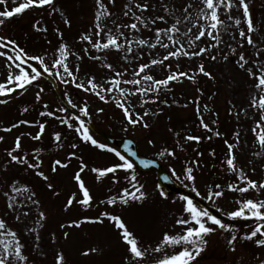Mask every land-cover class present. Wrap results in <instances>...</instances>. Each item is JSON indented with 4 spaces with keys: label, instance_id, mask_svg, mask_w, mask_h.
<instances>
[{
    "label": "snow or ice",
    "instance_id": "1",
    "mask_svg": "<svg viewBox=\"0 0 264 264\" xmlns=\"http://www.w3.org/2000/svg\"><path fill=\"white\" fill-rule=\"evenodd\" d=\"M14 7L9 8L8 0H0V5H3V10H0V28L6 26L7 22L13 17L19 16L24 12L32 9H41L52 16L58 14L63 24L71 28L72 19L65 13L63 8L57 6V0H12ZM96 11L92 28L88 31L81 33L79 41L86 43L87 46L83 47L80 51L70 48L67 43L61 42L55 49L52 59L49 61L48 53H36L26 50L20 43L7 35L0 34V58L5 61V67L8 69V75L3 83H0V97H9L17 90L27 91L30 86L38 89L35 93L37 102L42 100V94L45 92V87L40 83L45 76L58 81L60 84L74 86L76 89L93 95L104 104L114 103L115 106L122 110L126 125L132 128L138 125L147 129L150 124L147 122L149 115H158L157 112H151L145 109L142 113L136 110V104L132 102L131 97L139 96L138 104L144 108L148 104H156L158 101L165 106H170L167 99L160 100L162 89L172 91L170 85L173 82L181 81L182 78L190 80L193 84L196 83L197 74H202L209 79H214L211 72L207 71L203 63H199L197 70L191 74L187 71H180L179 63L176 64V70L169 60H177L186 57L189 60L194 57H202L206 53H211L209 59L212 61L222 58L224 61H229V54L218 51L212 53V49H219L222 43V34L230 32L233 27L239 28L242 23L241 18L233 17L231 11L233 8H242L243 22L246 24V30L240 28L238 47H243V41L246 40L247 44L255 49L254 55L256 60L252 61L249 66V59L245 54L239 53L236 63L238 67L245 71L250 78L255 79L256 83L254 88L256 93L251 98L250 107L256 109L259 113V120L255 122L252 128L253 134L257 138L258 145L261 152L255 155H264V48H261L252 38V33L256 31L254 19L249 9V4L246 0H201L202 7L196 13L195 18L191 15L190 9L193 7L191 3H186V6L181 10L175 6L169 7L167 4L163 5L166 15L147 16L146 12L149 11V3L147 0L140 2V0H128L124 5V17H130L131 23H117L113 20L112 23L116 26V31L113 32L112 28L105 22L108 18L114 16L108 5L103 0H95ZM109 3L115 4V0H109ZM221 8L227 14V23L221 19ZM138 10V14L137 11ZM155 11V9H152ZM179 12V15L177 13ZM172 19V23L166 28H153L158 21H163L166 24L168 19ZM43 17L33 24V29L37 32H47L48 28L42 23ZM183 27V31L181 30ZM196 28V32H193ZM121 29H128L135 33H142L144 30L153 31L154 40L145 39L142 36L130 38ZM56 34L63 41L64 33L60 28L55 29ZM202 38H207L214 43L208 46L201 47L200 42ZM235 39V37H233ZM50 43V42H49ZM133 45H136L135 54ZM160 47L168 50L165 55L160 58H152L149 62L141 63L133 68L131 76L133 78H126L129 74L128 69L124 68L117 70L111 62H107V53L115 51L123 53L121 59L126 63L142 59L144 52L143 48L149 51ZM196 50L189 51L190 48ZM231 54H236V48L228 45ZM171 49V50H169ZM104 53V55H93L92 52ZM81 52L83 55H81ZM75 56L77 61H82L86 56L89 60L100 61L101 66L108 70L112 75L106 78L103 82L97 80L95 75H89L85 79L79 78L81 72L80 64L71 65L70 57ZM131 58V60H130ZM161 66L168 70V74L164 78H156L151 74V69L154 66ZM247 66V67H246ZM128 85L130 87H124ZM197 91L203 95L201 89ZM64 96L67 98L68 105L73 109H78V114L61 116L58 113H67L68 109L64 106H58L54 110L50 108L48 103L43 104L45 111L40 112L41 117H49L59 121L61 125H65L67 129L74 131L79 138V141L85 144L112 153L117 157L119 163L112 164L104 168L92 167L91 171L96 174L97 182H101L105 177L112 175V182L118 184L120 182L118 173L124 172V179L128 182V186L120 190L118 195H109L105 199H97L91 192L90 188L86 186L85 180L82 178V173L87 168V164L83 161L82 157H78L76 149L78 143H71L69 147L73 150L67 153L66 160L59 158L51 162V173L57 174L60 169H68L72 159L79 158V170L74 173L71 179L76 183L78 192H72L66 199L63 211L68 212L76 206H79L84 211H87L96 204L107 205L115 209L117 205L128 207L132 203L143 204L148 199L145 185L142 184L137 176V164L135 158L138 156L137 150L134 149V141L128 140L123 144V151L118 147L110 146L107 143L99 142L90 130L91 115L87 100L82 102V106H78L71 99V96L65 92ZM7 99H0V104H7ZM196 113L199 117L200 125L209 133L215 136H221L219 131L214 130L205 123L199 100L195 101ZM187 107V105H185ZM208 106L204 105L206 111ZM104 108L97 109L98 113H103ZM162 111V109H161ZM23 112L27 113L28 108H24ZM245 115L247 112L245 111ZM85 118H88L87 120ZM213 123H216L213 121ZM21 125H28L30 127L38 126L39 131L33 136L31 133L28 135L33 140H40L46 130V122H32L28 120H19L12 123L10 126L0 129L4 132H12L13 129ZM124 131H128L125 127ZM171 131V129H170ZM177 137L180 133H175ZM235 143H230L224 140L227 147L226 159L223 163L226 165L227 170L231 173L237 174L238 183L228 184L227 191L245 194L249 191H255L258 196L256 198H241L236 200V207L231 211H225L217 206V211L223 213L231 220L243 219L252 220L254 225L252 230L246 234L243 239L252 241L254 240L258 247L264 246V199L259 198V194H264V181H257L251 179L243 168L237 167V156L235 154L236 147L240 143V133L236 134ZM22 136L18 135L15 138L14 146L6 150L7 165H19L25 171L31 170L36 177L46 182V187L53 191L55 195H59L55 185L52 182V177L44 170H42L43 160L40 156L41 149H36L32 157L29 153L24 152L22 146ZM4 137L0 136V142L4 141ZM185 141H195L199 143L202 139L196 135H186L183 137ZM207 139H212L208 136ZM54 141L58 147H64L61 132L54 133ZM179 143V141H177ZM149 145L154 146V141L149 139ZM183 146L181 145V148ZM159 157H175V151L164 149L158 153ZM200 156L203 153H199ZM211 155L215 156L213 151ZM154 161L148 159L139 160V164L144 168L150 167ZM7 165L3 171H7ZM192 166H185L182 173L178 174L175 168L171 169L172 175L177 181L185 187H191V191L196 196L201 197L202 200H207L212 204H216L221 198H224L226 193L224 187L220 183H215L214 188L209 187L202 195L197 187L198 177L195 174L196 168L199 167V161H191ZM254 171V169H253ZM187 182V183H186ZM243 185V186H241ZM4 189L0 192L5 198V212L13 215L15 221L24 223V218H28L35 206L36 214L34 224L29 226L25 224L28 234L35 233V246L39 249V241L41 239L39 230L46 226L48 219L47 211L42 207L41 200L37 196V192L29 187L27 183L20 184L18 178H13L4 185ZM20 193H27L24 201H19L17 195ZM159 196L167 199L165 191L160 190ZM180 199L184 201V206L181 213V218H178L176 225L182 226V234H175L165 232L162 239L157 243H146L134 230L130 229L129 224L122 218L121 214L115 211L104 210L96 216H83L71 220L67 223H61V229L80 228L84 224H104L105 220L110 222L116 230L118 236L124 245V255L122 264H193L197 257L205 250L210 235L216 233L218 230L231 231V226L224 223L220 216L213 214L209 211L208 207H202L194 199L187 195L181 196ZM23 229H13L7 222V217L0 214V264H29L30 257L26 254L27 244L24 242ZM70 232L63 231V239L69 238ZM238 237L231 235L228 240L229 245H234ZM52 241H56L55 232L52 233ZM169 249H172L169 252ZM233 250H235L233 248ZM101 249L99 247H92L82 252V255L88 256L92 253H98ZM55 264H68L63 251L57 252L55 257ZM264 264V260L260 262Z\"/></svg>",
    "mask_w": 264,
    "mask_h": 264
},
{
    "label": "rangeland",
    "instance_id": "2",
    "mask_svg": "<svg viewBox=\"0 0 264 264\" xmlns=\"http://www.w3.org/2000/svg\"><path fill=\"white\" fill-rule=\"evenodd\" d=\"M18 2H22V0H18ZM103 2L114 13V16L105 21L112 28L113 32L116 31V26L112 23L113 20H116L117 23L132 22L130 17L123 16V12L125 11L124 5L128 3V0H115V4L109 3V0H103ZM140 2H144V0H140ZM147 2L150 6L149 11L145 13L147 16L166 15L163 7L165 4L169 7L175 6L182 10L186 6V3H191L193 7L190 9V12L193 18H195L199 8L202 7L201 0H147ZM246 2L249 4L256 28V31L251 34L252 38L259 47L264 48V0H246ZM7 6L11 8L15 5L12 3V0H8ZM3 7V5H0V10H3ZM73 7L76 8L77 5L74 3ZM78 8L82 9V18H76L73 14L63 9L72 19V25L75 24L73 28L74 30L77 29L78 36L77 42L69 39L64 43H67L71 49L76 51H80L83 47L87 46L86 43L79 41V36L81 33L92 28L96 11L95 0H80ZM152 9H155V11ZM134 11H137L138 14V10L134 9ZM242 12V8L232 9L231 15L241 18L242 23L239 28L234 26L230 32L223 33L220 48L212 49V53L222 50L223 53L229 54V61L226 62L222 58L212 61L208 58L211 53H206L202 57H194L191 60L182 57L179 61L175 59L166 61V63L172 64L173 70H176V64L179 63V70L187 71L190 74L197 70L199 63H203L206 70L211 72L214 79L197 74L195 84L184 78L181 81L173 82L170 85L172 91L162 89L160 97L161 101L167 99L170 106H165L158 101L156 104H148L144 108H141L138 104L139 96L130 98L136 104L137 111L142 113L145 109H148L151 112L159 113L158 115H149L146 118L150 124V127L147 129L139 125L135 128L127 126L122 110L117 108L114 103L104 104L97 97L76 89L72 85L65 87V85L55 81L62 94L64 95L67 92L71 96L72 101L78 106H82V102L87 100L91 123L100 131L110 133L111 129H115L116 132L113 133L115 137L127 136L133 139L139 148L138 151L151 158L159 157L158 153L164 149L175 151L176 156L174 158L168 156L159 157L164 161L171 176H173L171 173L172 168H175L177 173L180 174L185 166H192L191 161H199V167L195 171L198 177L196 182L198 189L203 195L209 187L214 188L215 183H220L224 187L225 197L217 201L216 204L207 203L216 210L217 206H219L225 211L233 210L236 207L237 199L256 198L258 194L255 191H249L245 194L227 191L228 184L238 183V181L237 174L229 172L223 163L226 159L224 140L235 143V134L237 132L240 133V143L235 149L237 167L243 168L251 179L264 181V155H255V153L261 152V149L256 136L252 132L255 122L259 120V113L256 109L250 107L252 95L257 94L254 88L256 81L250 78L245 71L241 70L236 63L238 54L243 53L249 59V66H253L255 70V66L252 65V61L256 60V56L254 55L255 49L248 45L246 40L243 41V47H238V42H240L239 30L240 28L246 30ZM220 13L221 19L227 23H231V21L227 20V14L223 8H221ZM177 15H179V12ZM41 17H43L42 23L46 27L51 23L47 19H55L56 24L51 27L52 30L64 25L62 18L58 14L49 16L41 9H32L13 17L7 22L5 27L0 28V34L16 39L25 47L27 45L32 47L30 40H28L31 36L35 34L36 36H45L47 34V32H37L33 29V24L37 20H40ZM171 23V18L168 19L167 24L163 21H158L153 28H166ZM121 30L126 35H129L130 38L142 36L145 39L154 40L153 31L144 30L142 33H135L128 29ZM181 30H184L183 27ZM193 32H196V28H193ZM36 43L38 46L35 47L33 52L42 53L46 51L50 61L55 49L61 42L48 46L49 49L40 47L39 40ZM211 43H214V41L202 38L200 46L205 47ZM228 45L236 48V54H231ZM133 48V54H135L136 45H133ZM188 50L192 51L196 49L193 47ZM141 51L144 52L142 59L131 61V63H126L121 59L123 56L122 52L109 51L107 53V62H111L117 70L127 68L129 74L126 78L131 79L133 78L131 76L133 68L141 63L149 62L152 58L162 57L168 50L157 47L151 51L147 48H143ZM92 54L104 55V53H96L95 51ZM81 55H83L82 52ZM69 62L71 65L80 64L81 72L78 75L82 80L89 75H95L98 81L103 82L112 75V73H109L107 69L101 66L100 61L89 60L86 56L82 61H77L75 56H72ZM151 74L156 78H164L168 74V70L157 65L151 69ZM7 75L8 69L5 67V61L3 58H0V83L6 80ZM40 83L42 84V82ZM123 86L130 87L128 85ZM44 87L45 92L42 94L40 102H37L35 99V93L38 89L34 86H30L27 91L13 93L9 97H0V99L8 100L7 104H0V129L25 119L32 122H46L47 125L45 133L38 141L31 139L28 135L31 133L34 136L39 131L38 126L21 125L13 129L12 132L0 131V136L5 138L3 142H0V192L5 190L4 185L10 180L18 178L20 184L27 183L29 187H32L37 192L42 207L46 209L48 215L46 226L39 230L41 239L39 241L40 247L37 249L34 243L35 233L28 234L25 228V224L29 226L34 224L35 206H32V214L28 218H24V223H20L15 221L13 215L5 212V198L0 195V214L7 217V222L13 229L24 230L22 234L24 242L27 244L26 254L30 257L29 264H55V257L59 251H63L68 264H122L124 245L118 236V230L109 224L107 220L102 225L84 224L80 228H60L61 223H67L83 216H96L104 210L115 211L121 214L122 218L129 224L130 229L134 230L149 244L154 245L160 241L165 232L182 234V226L176 225L175 221L181 218L184 201L175 197H168L167 199L160 197L159 191L153 182L154 179L148 175L138 176L139 181L145 185L146 192L148 193V199L143 204L132 203L128 207L117 205L115 209H112L107 205L97 203L96 206L87 211L82 210L79 206L70 209L68 212L63 211L66 199L72 192H77L79 196L78 187L71 177L79 170L80 159H72L68 169H60L57 174L51 173V162L57 158L66 160L67 153L73 150L70 147H62L57 150L56 146H51L50 144L54 143V133L59 132L57 129L54 130L58 124H53L52 127L51 121L47 119L49 117H41L40 112L45 111L42 107L44 103L50 105V102H53L54 109L58 105L51 89L45 84ZM197 88L202 90L203 95L197 91ZM197 99L199 100L205 123H208L214 130L219 131L221 136L217 137L213 133L207 132L200 125L199 117L196 113L195 101ZM205 104L208 106L206 111L204 110ZM24 108H28L27 113L23 112ZM50 108L53 109L51 106ZM99 108H104L105 111L98 113L97 109ZM245 111L247 115H245ZM60 114L67 116V113H58V115ZM188 120L191 122L189 123ZM213 121L216 123H213ZM125 127H128V131H124ZM175 133H180V136L177 137ZM21 134H23V148L27 143H30L33 145V148L35 147V150L41 149L42 170L52 177V182L56 190L59 191V195H55L53 191H50L46 187V182L36 177L31 170L25 171L21 166L15 164L7 165L6 150L14 146L16 136ZM186 135H196L202 137V139L199 143L185 141L183 137ZM208 136H212V139H207ZM149 139L154 141V146L148 144ZM100 142L102 143V141ZM75 143L79 144L78 149L75 150L78 157H82L83 161L87 164V168L81 174L86 182V186L90 188L97 201L106 198L107 195L104 194L107 192L109 194L111 190L110 176L105 177L98 183L96 174L91 171V168L111 166L112 164L119 163L118 160L114 158L115 156L113 157L112 153L100 149H98V151H101L99 153L93 150L88 152V144L86 145L79 140ZM201 144L203 145L200 147ZM181 145L183 146L182 148ZM213 151L215 152V156L211 155ZM201 152L206 156V159L203 161L201 157L197 156ZM6 165L8 170L3 171ZM124 176L125 173L119 178L121 182H124ZM186 188L191 190L190 186ZM27 195V193H20L17 195V199L24 201ZM259 198L264 199V194H259ZM63 231L70 232L67 240L63 239ZM53 232L56 234L55 242L52 241ZM229 232L218 230L207 237L208 244L205 250L197 257V260L193 264H260L264 260V246L258 247L254 240H246L245 243L236 241L234 245H229L227 241ZM92 247H99L101 251L88 256L82 255L83 251ZM171 251L172 249H169V252Z\"/></svg>",
    "mask_w": 264,
    "mask_h": 264
},
{
    "label": "water",
    "instance_id": "3",
    "mask_svg": "<svg viewBox=\"0 0 264 264\" xmlns=\"http://www.w3.org/2000/svg\"><path fill=\"white\" fill-rule=\"evenodd\" d=\"M70 111L73 112V109L69 108ZM91 130L95 133V129L93 127H91ZM96 134L100 135L101 137H103L107 142H109L110 144L118 147L121 151H123V144L126 143L128 141V139H121V140H113L107 137L102 136L101 134H99L98 132H96ZM134 149H136L135 144L133 145ZM144 159V158H140L139 156H137V158H135V162L137 164V168L141 171V172H145V171H153L156 174V182L159 188H161L163 191L166 192V194L168 193H174L177 195H187L190 198L194 199L198 204H200V206L202 207H207L205 206L203 203H201L193 194L184 191L183 189L179 188L178 186H176L168 177V175L165 173V171H163V169L161 168L160 164L158 161H154V163L152 165H150V167L148 168H144L142 165L139 164V160ZM153 161V160H152ZM209 208V207H208ZM209 211H211L213 214L218 215L221 217V219L224 221V223H228V224H232V225H248V224H254V221H233V220H228L227 218L225 219V217L221 216L219 213H217L215 210L209 208Z\"/></svg>",
    "mask_w": 264,
    "mask_h": 264
},
{
    "label": "trees",
    "instance_id": "4",
    "mask_svg": "<svg viewBox=\"0 0 264 264\" xmlns=\"http://www.w3.org/2000/svg\"><path fill=\"white\" fill-rule=\"evenodd\" d=\"M74 3L77 5L76 8H74ZM57 5H60L63 9L67 10L70 14H73L74 17H80L81 16V13H82V9H79V5H80V0H58L57 1ZM53 23L51 22L49 25H52ZM64 33V36H65V39H69L70 37L72 36H75L77 33H74V28L71 27V28H67L66 30L64 29V27H60ZM53 32L51 31V29L49 30L48 32V36L47 38L45 39H41V36H32V42H37L39 40V45L40 46H43L45 42H54V41H57L55 38L57 36H55ZM73 34V35H71ZM37 44V43H35ZM38 45V44H37ZM27 50V49H26Z\"/></svg>",
    "mask_w": 264,
    "mask_h": 264
}]
</instances>
